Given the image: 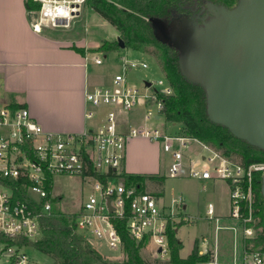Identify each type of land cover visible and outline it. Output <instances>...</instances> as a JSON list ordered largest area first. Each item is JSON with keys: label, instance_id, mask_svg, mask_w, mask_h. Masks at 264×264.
<instances>
[{"label": "built area", "instance_id": "2783aa9c", "mask_svg": "<svg viewBox=\"0 0 264 264\" xmlns=\"http://www.w3.org/2000/svg\"><path fill=\"white\" fill-rule=\"evenodd\" d=\"M39 5L31 25L41 32L45 25L68 27L80 16L88 0H32ZM125 70L108 84L95 85L85 91V117L96 124L82 132L47 130L25 106L0 104V264H34L27 252L32 246L21 240H35L42 236L40 219L50 213L54 197L46 187L49 177L57 175L82 176L94 181V193L81 204L75 225L79 233L103 240L117 252L124 251V243L113 217L125 218L129 235L136 241L145 238L154 244L155 254L164 257L169 251L166 233L167 217L158 198L148 190L126 186L120 174L127 158L131 138L142 136L157 142L170 157L171 176L188 174L201 181L224 180L229 185L231 224L221 223L215 204L208 203L207 219L214 223V235L200 239L199 253L210 254L203 264H264V253L247 250L245 239L256 235L253 223V180L256 173H264V162L243 165L197 138L180 132L170 133L156 125L143 127L128 123L125 128L121 115L132 108L144 107L146 121L165 119L159 95L173 93L166 77L151 82L144 89L130 85L127 70L145 69V59H129L119 53ZM97 64L103 60L94 57ZM162 86V87H160ZM154 106V108L152 107ZM174 123V122H173ZM200 144L201 150L191 156L189 142ZM91 170L105 175L106 182L94 177ZM112 171V174L109 172ZM113 180H118L113 183ZM108 198L114 207L110 211ZM183 207V199L178 201ZM248 211H245V208ZM233 232L235 248L242 239V262L217 261L218 232Z\"/></svg>", "mask_w": 264, "mask_h": 264}, {"label": "trees", "instance_id": "16d2710c", "mask_svg": "<svg viewBox=\"0 0 264 264\" xmlns=\"http://www.w3.org/2000/svg\"><path fill=\"white\" fill-rule=\"evenodd\" d=\"M204 0H88V5L109 21L120 33L125 48H120L118 41L103 40L99 51H123L133 49L144 51L146 45H152L162 71L173 93L159 95L162 101V114L168 122L181 123V133L197 138L205 144L221 151L225 156L248 166L252 163L264 162V149L250 144L247 140L234 135L231 130L209 118L207 111V94L200 83L188 80L179 66V51L166 42L160 40L150 17L172 20L175 16L184 14L194 15L191 7ZM216 5L232 8L237 0H208ZM28 12L34 13L39 5L32 0H25ZM44 29V27H43ZM79 53L85 54L84 47L73 46ZM24 106L23 104H13ZM91 174L106 182L105 175L91 170ZM112 174V171L109 172ZM126 186H136L145 190L149 183L163 188V178L156 174H139L122 171L120 174ZM46 187L53 191V177L50 176ZM163 192L157 195H162ZM60 197H51L53 206L50 213L40 219L42 236L35 239L21 240L40 252L51 256L52 264H150L141 255L149 239L141 241L133 239L126 228L127 210L125 218L113 217V222L121 235L124 251L127 257L122 261H109L100 254L86 237L76 229L78 213H66L57 207ZM244 207V206H243ZM245 211H248L246 207ZM252 214L256 228V235L245 239L247 250H259L264 253V196L262 194V174L256 173L253 180ZM184 221V220H183ZM175 222L171 216L167 217L166 233L170 257L166 264H203L210 260V254L199 253V240L196 239L191 252L186 257L180 255L183 247L177 236V228L182 225Z\"/></svg>", "mask_w": 264, "mask_h": 264}, {"label": "rangeland", "instance_id": "374dc122", "mask_svg": "<svg viewBox=\"0 0 264 264\" xmlns=\"http://www.w3.org/2000/svg\"><path fill=\"white\" fill-rule=\"evenodd\" d=\"M15 11V3L11 4L8 1L0 0V40L6 52L11 51L13 47L19 52L25 51L26 48L24 35L20 30H17L19 27L14 23L16 20L12 19V14ZM34 16L35 14L32 15V19ZM206 16L209 18L212 16V13L209 11L204 15V17ZM42 32L53 37H62L78 45H84L85 53L88 55L87 68L89 75L98 79L100 81L98 84L110 83L116 74L124 72L125 67L123 61L120 59V52H125L129 59H145L149 63V67L145 69L127 70V81L130 85L144 89L147 81L158 82L165 77L158 63V58L155 55L156 48L152 45H146L144 51L133 49H126L120 52L99 51L98 47L103 40L117 41L120 33L109 21L104 19L88 4L83 8L80 16L74 18L68 27L45 25ZM30 46L32 48L36 47L34 41L31 42ZM94 57H100L103 62L101 64L95 63ZM41 73L42 70L39 74ZM0 104H4L1 94ZM152 107L154 108V106ZM121 119L124 126H128L129 122L136 127L156 125L167 129L170 133H178L182 128L181 123L177 122L174 124L173 122L166 121L164 118L146 121L144 119V107L141 105L132 108L128 113L122 114ZM130 141L132 144V154H130L129 158L132 162L136 164L152 162L153 165L160 167L159 172L161 175L159 176L163 178V188L150 183L147 190L155 194L163 192V196L158 201L159 206L175 222H183L177 228V236L183 243L180 255L186 257L191 252L195 240L198 239L200 241L199 237L201 238L203 234L211 233L213 230L211 221L207 219L208 203L210 201L218 203V207L220 206L223 211L229 214V186L224 180H212L211 183L203 186L205 182H201L188 174L171 176L168 171L170 157L160 145L142 136L133 137ZM189 145L188 153L191 156L201 150L200 144L196 142L190 141ZM117 182L118 180H113V183ZM93 184L94 181L91 178L57 175L52 191L53 196L60 197L57 207L66 213H78L83 201L91 193H94ZM181 198L184 200L186 209L178 207L177 203ZM228 235H230V231L228 230L220 232L222 238ZM86 239L109 261H122L127 257L125 251L119 253L110 249L103 240L96 238L92 234H88ZM154 250V244L148 242L141 248L140 252L143 258L150 264H166V261L170 257L169 252L164 257H160L155 254ZM27 252L34 264L53 263L54 259L51 256L40 252L34 247L28 248Z\"/></svg>", "mask_w": 264, "mask_h": 264}, {"label": "water", "instance_id": "95a60500", "mask_svg": "<svg viewBox=\"0 0 264 264\" xmlns=\"http://www.w3.org/2000/svg\"><path fill=\"white\" fill-rule=\"evenodd\" d=\"M207 4L209 18L149 20L157 37L179 51L182 74L205 88L209 118L264 149V0H238L233 8ZM117 41L125 48L120 36ZM107 205L114 210L110 198Z\"/></svg>", "mask_w": 264, "mask_h": 264}, {"label": "crops", "instance_id": "0c3cea01", "mask_svg": "<svg viewBox=\"0 0 264 264\" xmlns=\"http://www.w3.org/2000/svg\"><path fill=\"white\" fill-rule=\"evenodd\" d=\"M2 1L15 3L16 11L12 12V19L16 20L14 23L19 27L17 30L22 32L26 42L25 51L19 52L13 47L11 51L6 52L0 40V94L4 104H23L30 110L33 118L51 131L82 132L94 126L96 122L85 117V91L99 85L100 81L89 75L88 55L86 53L83 55L73 48V46H85L62 37H53L42 31H35L31 25L33 14L27 11L25 0ZM32 41L36 47L30 46ZM40 69L41 74H39ZM130 154H132L131 141L128 143L123 171L161 175L159 166L153 165L152 162L136 164L130 160ZM211 181L201 182H205L203 186H206ZM152 194L158 198V201L163 196V194ZM213 203L217 215L222 218L221 223L231 224L229 214L218 207V203ZM183 209H186L184 204ZM210 223L213 226L212 232L203 234L201 238L203 236L212 238L214 235L215 226L213 222ZM222 230L230 231V235L222 238L220 236ZM217 245L218 262L232 263L235 258L238 262H242L244 255L242 239L235 248L231 230H219Z\"/></svg>", "mask_w": 264, "mask_h": 264}, {"label": "flooded vegetation", "instance_id": "af4514ba", "mask_svg": "<svg viewBox=\"0 0 264 264\" xmlns=\"http://www.w3.org/2000/svg\"><path fill=\"white\" fill-rule=\"evenodd\" d=\"M237 2H238V0H237ZM207 3H209L208 0H204L201 4L196 3L195 6L191 7V11H192L191 13L194 15H200V16L206 15L209 12ZM236 4H235V6H236Z\"/></svg>", "mask_w": 264, "mask_h": 264}]
</instances>
